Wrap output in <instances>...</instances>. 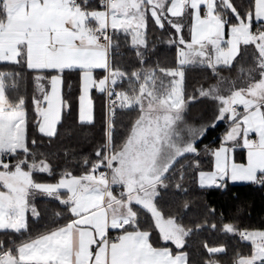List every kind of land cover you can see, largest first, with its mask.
<instances>
[{
  "label": "snow or ice",
  "instance_id": "1",
  "mask_svg": "<svg viewBox=\"0 0 264 264\" xmlns=\"http://www.w3.org/2000/svg\"><path fill=\"white\" fill-rule=\"evenodd\" d=\"M236 184L264 0H0V264H264V218L207 200Z\"/></svg>",
  "mask_w": 264,
  "mask_h": 264
},
{
  "label": "trees",
  "instance_id": "2",
  "mask_svg": "<svg viewBox=\"0 0 264 264\" xmlns=\"http://www.w3.org/2000/svg\"><path fill=\"white\" fill-rule=\"evenodd\" d=\"M211 138L209 136V139ZM234 195H238L239 199L234 200ZM207 200L214 201L216 206L223 208L225 212L234 211L237 205L244 203L246 209L242 215L248 218L250 214V221L246 219V222L255 223L264 218V191L254 190L242 184L233 185L229 194H221L216 191L210 192L207 194Z\"/></svg>",
  "mask_w": 264,
  "mask_h": 264
}]
</instances>
